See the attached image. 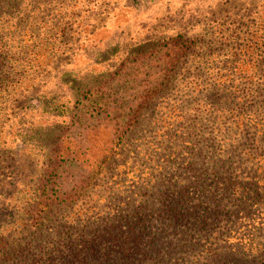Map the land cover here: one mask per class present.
<instances>
[{
	"label": "rangeland",
	"instance_id": "rangeland-1",
	"mask_svg": "<svg viewBox=\"0 0 264 264\" xmlns=\"http://www.w3.org/2000/svg\"><path fill=\"white\" fill-rule=\"evenodd\" d=\"M262 33L264 0H0V264L91 238L90 264L159 238L165 264H264ZM181 194L213 213L183 238Z\"/></svg>",
	"mask_w": 264,
	"mask_h": 264
},
{
	"label": "trees",
	"instance_id": "trees-1",
	"mask_svg": "<svg viewBox=\"0 0 264 264\" xmlns=\"http://www.w3.org/2000/svg\"><path fill=\"white\" fill-rule=\"evenodd\" d=\"M261 42H264V33L258 36V46ZM107 158H105L106 160ZM252 163V170L258 171V182L264 183V154H259L258 163ZM256 166V167H254ZM223 168V166H221ZM255 168V169H254ZM226 172L222 174L225 175ZM47 188V186L45 187ZM50 192L47 190L42 193L43 198L40 200L42 204H50L55 196V192ZM49 192V193H48ZM189 200L186 199L184 194H181L179 198L170 200L167 204V215L170 218L169 226L180 230L179 235L183 238L190 234L192 231L203 230L204 227L212 222L213 213L212 210L208 212L206 210L201 211L199 208L190 207ZM42 213V212H40ZM41 217V216H40ZM184 224V225H182ZM182 225V226H181ZM181 226V227H180ZM185 226H188L185 227ZM81 241V240H80ZM107 241V240H106ZM167 242V243H165ZM220 245L217 248L219 250L211 251L210 254L205 258L207 264H242V259L238 258L230 248V245ZM103 242H99L96 239H89L85 242H71V246L68 247L70 250L69 254L62 255V264H90L100 255H103ZM72 244H76L72 247ZM69 245V244H68ZM172 242H169V238H159L157 241L150 240L148 245L145 246L144 250L147 253L146 256L142 258H137L136 256L141 252L138 249L142 248V244L139 241L134 243H129L124 241L122 245L117 249H110L112 252H120L117 258H111L109 252H105L104 258L101 259L98 264H165L170 258V250L173 248ZM120 250V251H119ZM131 253V257H130ZM108 257V258H107ZM32 258V261L34 262ZM104 260V261H103Z\"/></svg>",
	"mask_w": 264,
	"mask_h": 264
}]
</instances>
